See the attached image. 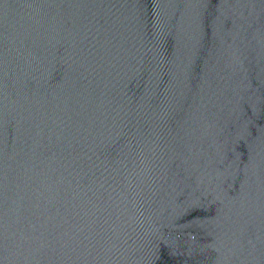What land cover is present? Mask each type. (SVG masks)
Segmentation results:
<instances>
[{
	"label": "water",
	"instance_id": "95a60500",
	"mask_svg": "<svg viewBox=\"0 0 264 264\" xmlns=\"http://www.w3.org/2000/svg\"><path fill=\"white\" fill-rule=\"evenodd\" d=\"M0 264H264V0H0Z\"/></svg>",
	"mask_w": 264,
	"mask_h": 264
}]
</instances>
